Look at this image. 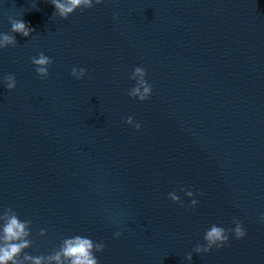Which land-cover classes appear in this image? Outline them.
<instances>
[{
  "label": "water",
  "instance_id": "water-1",
  "mask_svg": "<svg viewBox=\"0 0 264 264\" xmlns=\"http://www.w3.org/2000/svg\"><path fill=\"white\" fill-rule=\"evenodd\" d=\"M54 11L0 0V33L17 41L0 48V226L9 207L31 221L17 259L56 264L47 257L80 235L105 245L98 264H264V0ZM9 17L34 31L11 33ZM41 51L53 61L44 78L31 62ZM137 66L144 101L128 95ZM213 224L227 243L196 253Z\"/></svg>",
  "mask_w": 264,
  "mask_h": 264
},
{
  "label": "clouds",
  "instance_id": "clouds-1",
  "mask_svg": "<svg viewBox=\"0 0 264 264\" xmlns=\"http://www.w3.org/2000/svg\"><path fill=\"white\" fill-rule=\"evenodd\" d=\"M50 3L54 5L55 14H58L62 18H67L69 14L74 12L77 8H89L93 6V0H50ZM96 4L101 3V0H95ZM118 13H114V16ZM10 21V32L19 33L25 37L29 36L34 29L21 19H13L9 17ZM17 43L15 36L9 33H0V48H4L8 45H15ZM31 62L35 65V72L38 78H44L49 75L48 67L52 64V59L46 56L44 52H39L37 56L31 58ZM85 73L84 68L77 70L73 67L71 70V75L79 79ZM146 70L142 66L134 67L130 79L136 80L135 86H133L128 95L130 97H136L141 101L147 100L151 94V85L145 80ZM5 86L8 89H13L16 86L15 77L13 74L9 73L3 77ZM125 123L132 124L133 118L131 116L127 117L124 121ZM135 128L139 129L140 124L137 122ZM181 191H185L181 189ZM185 194L189 197L193 196L191 191H186ZM169 197L172 201L181 202L180 197L174 192H170ZM182 203V202H181ZM197 201L193 199L191 205L195 206ZM4 217H6V223L2 226V236H0V264H23V260H32L33 264H41L44 257L31 256L25 254L23 260H18L17 257L20 255L22 249L29 247L30 241L24 239V237L29 235L27 230V225L31 223L29 220H21L15 214L11 207L6 208L3 211ZM235 234L237 239L245 236V230L242 228L239 221H235V228L230 229ZM228 231L221 226L215 224L208 228L203 236L205 245H197L194 248L196 253L208 252L213 246L220 248L224 246L229 237ZM40 234H45V229H40ZM115 236H120V232L114 233ZM105 245L103 243H94L90 238L83 237L80 235H75L69 238H64L62 241V246L59 251L55 254L47 257L49 261H56V264H98V259L94 255V252L103 251ZM63 258V259H62ZM188 260L192 259V254H187Z\"/></svg>",
  "mask_w": 264,
  "mask_h": 264
}]
</instances>
